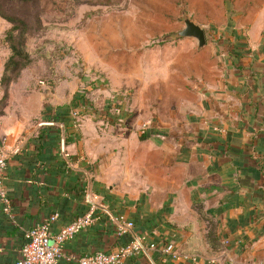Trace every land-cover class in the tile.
Segmentation results:
<instances>
[{
	"label": "crops",
	"instance_id": "1",
	"mask_svg": "<svg viewBox=\"0 0 264 264\" xmlns=\"http://www.w3.org/2000/svg\"><path fill=\"white\" fill-rule=\"evenodd\" d=\"M7 27L0 15V157L9 207L5 212L0 204V264H16L35 225L55 215V235L87 213L92 224L63 245L70 260L56 264H76L135 237L146 249L121 264H192L190 256L197 264L261 260L264 42L254 32L250 42L236 36L221 47L213 73L208 64L195 80L179 75L169 102L157 77L155 95L146 96L144 79L126 112L107 119L100 114L112 91L96 94L92 106L76 77L20 96L12 81L5 86ZM76 97L85 106H72L81 102ZM120 214L134 223L124 234L117 232ZM169 242L176 258L161 251Z\"/></svg>",
	"mask_w": 264,
	"mask_h": 264
},
{
	"label": "rangeland",
	"instance_id": "2",
	"mask_svg": "<svg viewBox=\"0 0 264 264\" xmlns=\"http://www.w3.org/2000/svg\"><path fill=\"white\" fill-rule=\"evenodd\" d=\"M184 13L204 28L202 48L191 38L170 37L183 27ZM0 14L8 26L5 86L12 81L20 96L76 77L91 105L96 94L112 91V103L100 114L110 117L126 112L144 79L146 96L155 95L157 77L169 102L179 75L195 80L208 64L213 73L220 48L236 36L250 42L254 32L264 42V0H0Z\"/></svg>",
	"mask_w": 264,
	"mask_h": 264
},
{
	"label": "built area",
	"instance_id": "3",
	"mask_svg": "<svg viewBox=\"0 0 264 264\" xmlns=\"http://www.w3.org/2000/svg\"><path fill=\"white\" fill-rule=\"evenodd\" d=\"M73 116L76 121L78 116H80L79 111L73 112ZM5 170L6 159L0 157V204L2 205V209L7 212L9 210L8 198L3 187ZM55 217V215L51 216L49 220L35 225L28 231L27 242L20 249V257L16 264H56L61 258L70 260V257L66 256L63 252V245L77 233L90 226L93 222V217L90 213L84 214L61 228L55 235H52L50 232V222ZM117 223L118 234H124L134 227L133 222L127 220L124 216H119ZM149 247L154 246L150 244ZM144 249H146V245L140 238L135 237L113 251H96L85 254L77 258L76 264H121L125 257L136 256ZM161 251L170 254L173 258L178 256L172 242L164 244L161 247ZM189 259L192 264L198 263L197 256H190ZM256 264H264V255Z\"/></svg>",
	"mask_w": 264,
	"mask_h": 264
},
{
	"label": "water",
	"instance_id": "4",
	"mask_svg": "<svg viewBox=\"0 0 264 264\" xmlns=\"http://www.w3.org/2000/svg\"><path fill=\"white\" fill-rule=\"evenodd\" d=\"M182 21L183 27L170 37L173 39L182 37L191 38L195 41L197 48H202L206 44L204 28L194 19L190 18L187 13L183 14Z\"/></svg>",
	"mask_w": 264,
	"mask_h": 264
},
{
	"label": "trees",
	"instance_id": "5",
	"mask_svg": "<svg viewBox=\"0 0 264 264\" xmlns=\"http://www.w3.org/2000/svg\"><path fill=\"white\" fill-rule=\"evenodd\" d=\"M0 15H1V14H0ZM1 16H2V15H1ZM5 66H6V65H5ZM5 69H6V68H5ZM4 73H5V72H4ZM53 87H54V86H51L50 88H53ZM76 99H77V97H76ZM77 100H80L81 102H78L79 104H78V103L76 104L75 102H73V103H72V106H79V107H80V106H85V105H84L85 103H84V101H83L82 98L79 97ZM61 109H62V108H61ZM55 119H58L57 114H56V116H55ZM119 216H122V215L120 214ZM130 221H131V220H130ZM132 222H133V221H132ZM133 224H134V223H133ZM130 240H131V239H130ZM130 240H129V241H130ZM129 241H128V242H129ZM26 242H27V241H26ZM128 242H127V243H128ZM125 244H126V243H125ZM57 262H58V261H57Z\"/></svg>",
	"mask_w": 264,
	"mask_h": 264
}]
</instances>
